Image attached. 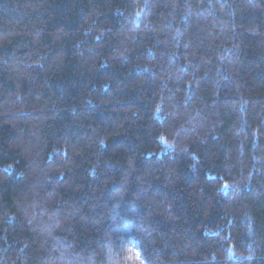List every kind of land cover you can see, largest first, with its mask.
Segmentation results:
<instances>
[{
  "label": "trees",
  "instance_id": "trees-1",
  "mask_svg": "<svg viewBox=\"0 0 264 264\" xmlns=\"http://www.w3.org/2000/svg\"><path fill=\"white\" fill-rule=\"evenodd\" d=\"M0 264H264V0H0Z\"/></svg>",
  "mask_w": 264,
  "mask_h": 264
}]
</instances>
